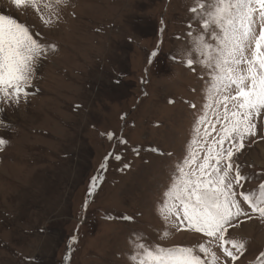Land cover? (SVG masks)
I'll list each match as a JSON object with an SVG mask.
<instances>
[{
  "label": "rangeland",
  "instance_id": "obj_1",
  "mask_svg": "<svg viewBox=\"0 0 264 264\" xmlns=\"http://www.w3.org/2000/svg\"><path fill=\"white\" fill-rule=\"evenodd\" d=\"M197 2L0 0V14L56 45L33 93L0 112V264H136L131 241L139 235L165 248L205 243L159 211L174 162L190 151L202 160L217 136L207 77L178 55L189 48L188 25L194 34L200 27L189 11ZM256 133L234 159L258 195L264 113ZM250 215L230 230L246 245L235 264H264V219ZM212 251L224 261L215 244Z\"/></svg>",
  "mask_w": 264,
  "mask_h": 264
},
{
  "label": "snow or ice",
  "instance_id": "obj_2",
  "mask_svg": "<svg viewBox=\"0 0 264 264\" xmlns=\"http://www.w3.org/2000/svg\"><path fill=\"white\" fill-rule=\"evenodd\" d=\"M13 3L19 7L24 0ZM189 11L200 27L194 34L193 25H188L189 48L179 50L178 55L186 57L183 62L190 70L195 72L199 66L197 75L207 77V99L215 105L217 115L211 132L217 136L202 160L190 151L174 162L159 211L163 219L176 220L206 241L193 247L165 248L147 243L138 234L139 238L131 241V259L136 264H228L229 259L235 264L246 245L232 238L230 230L242 223V218L252 219L250 213L264 219V183L259 185L258 195L246 189L250 177L242 174L234 159L244 149L246 138L256 136V122L264 113V0H198ZM43 23L53 21L48 18ZM55 49L54 43L41 38L31 26L0 14V112L6 110L5 104L19 105L33 93L38 69ZM209 106H204L205 113ZM205 121L206 115L197 118L196 133ZM4 123L0 119V124ZM216 124H220L218 130ZM211 132L205 128V143ZM5 143L0 138V147ZM115 158L121 159L119 155ZM213 244L222 250L224 261L212 251ZM261 258L264 260V253Z\"/></svg>",
  "mask_w": 264,
  "mask_h": 264
},
{
  "label": "water",
  "instance_id": "obj_3",
  "mask_svg": "<svg viewBox=\"0 0 264 264\" xmlns=\"http://www.w3.org/2000/svg\"><path fill=\"white\" fill-rule=\"evenodd\" d=\"M163 31V26L160 29V38H161V32Z\"/></svg>",
  "mask_w": 264,
  "mask_h": 264
},
{
  "label": "bare ground",
  "instance_id": "obj_4",
  "mask_svg": "<svg viewBox=\"0 0 264 264\" xmlns=\"http://www.w3.org/2000/svg\"><path fill=\"white\" fill-rule=\"evenodd\" d=\"M258 217V216H257Z\"/></svg>",
  "mask_w": 264,
  "mask_h": 264
}]
</instances>
